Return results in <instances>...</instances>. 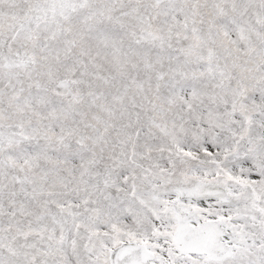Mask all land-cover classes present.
I'll return each mask as SVG.
<instances>
[{
    "label": "snow or ice",
    "instance_id": "6c2138e0",
    "mask_svg": "<svg viewBox=\"0 0 264 264\" xmlns=\"http://www.w3.org/2000/svg\"><path fill=\"white\" fill-rule=\"evenodd\" d=\"M0 264H264V0H0Z\"/></svg>",
    "mask_w": 264,
    "mask_h": 264
}]
</instances>
